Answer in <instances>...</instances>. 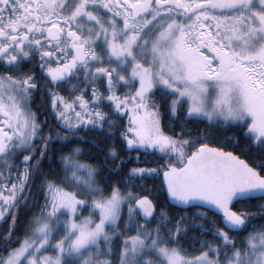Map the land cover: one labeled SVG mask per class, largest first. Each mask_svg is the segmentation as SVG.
I'll return each mask as SVG.
<instances>
[{
	"label": "snow or ice",
	"instance_id": "6c2138e0",
	"mask_svg": "<svg viewBox=\"0 0 264 264\" xmlns=\"http://www.w3.org/2000/svg\"><path fill=\"white\" fill-rule=\"evenodd\" d=\"M0 264H264V0H0Z\"/></svg>",
	"mask_w": 264,
	"mask_h": 264
},
{
	"label": "trees",
	"instance_id": "16d2710c",
	"mask_svg": "<svg viewBox=\"0 0 264 264\" xmlns=\"http://www.w3.org/2000/svg\"><path fill=\"white\" fill-rule=\"evenodd\" d=\"M48 119H49V120H51L52 118H51V117H48ZM149 187H151V186L149 185ZM192 211L194 212V211H196V210H195V209H193ZM187 215L191 216V215H192V213H191V212H189V213H187Z\"/></svg>",
	"mask_w": 264,
	"mask_h": 264
}]
</instances>
